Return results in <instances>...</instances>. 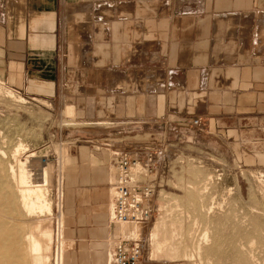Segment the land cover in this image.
Masks as SVG:
<instances>
[{
	"label": "crops",
	"instance_id": "crops-1",
	"mask_svg": "<svg viewBox=\"0 0 264 264\" xmlns=\"http://www.w3.org/2000/svg\"><path fill=\"white\" fill-rule=\"evenodd\" d=\"M0 78L94 129L97 146L76 139L70 157L65 196L83 243L64 262L108 264L114 174L98 140L143 155L186 137L195 117L223 132L264 125V0H0ZM200 128L191 137L210 134ZM131 129L151 138L133 142Z\"/></svg>",
	"mask_w": 264,
	"mask_h": 264
},
{
	"label": "rangeland",
	"instance_id": "rangeland-1",
	"mask_svg": "<svg viewBox=\"0 0 264 264\" xmlns=\"http://www.w3.org/2000/svg\"><path fill=\"white\" fill-rule=\"evenodd\" d=\"M0 83V149L6 154V162L11 164L14 163L12 162L14 159L24 161L28 154H34V158L27 159L26 166L31 170L30 173L34 174L31 178L36 183L41 181L40 169L45 166L48 181L46 189L52 210L51 215L40 218L25 217L21 216L22 214L21 217L16 216L15 223L19 226L17 228L21 233L29 230L32 232L35 230V224L42 222L44 225V222L48 221L53 236L49 264H56L58 220L59 215L62 214L64 219L66 218L65 222H68L67 238L72 241V246L68 248V259L72 255L70 253L72 247L74 258L77 259L78 244L83 242L76 240V234L71 228L75 226L73 220L75 214L71 207L67 208L66 175L71 166L70 157L73 149L76 144H81V141L76 139L88 138L90 139L88 141H92L89 144L97 146V142L93 141L97 139L93 134L94 129L84 124L63 126V121L78 122L74 113L72 118L64 117L61 114L62 108L57 110L48 101L30 98L11 88L1 78ZM8 90L14 97L6 95ZM203 104L204 100L196 101L195 105L199 112L204 111ZM63 117L67 119L63 120ZM206 124L207 126L202 125L200 129H205L210 134L201 133L191 137V133L195 134L196 129L188 127L185 130L186 137L181 138L180 141L168 135L165 141L156 137L157 139L150 141L153 143L148 145L149 149L146 151L154 154L155 161V169L149 176L155 184L151 200L154 211L151 218L141 224L143 233L138 237L142 248L140 264H264V125L253 122L234 125L238 132L235 133V131H217L210 123ZM142 133L144 132L131 129L126 135L134 136L133 142H142V139L151 138ZM84 135L90 136L82 137ZM98 142L115 144L108 140H98ZM20 143L25 149L18 152L15 158L11 157L15 147ZM234 144L237 145L238 150L234 149ZM102 147L109 149L103 152L107 153L106 156L108 155L110 160L114 148L104 145ZM61 153L69 157L67 168L62 167ZM130 154L136 155L139 159L143 157L139 154ZM109 169L113 175L114 168L109 166ZM108 187L107 190H110V184ZM161 203L171 212L173 211L170 214L173 221H183L181 224L185 233H182L181 238L175 236L182 240V244L178 245L181 255L185 249L188 251L189 248L197 245L204 230L207 232V243L199 245L200 259L192 261L179 257L157 262L148 260V234L157 218V207ZM210 206L211 212L207 213L206 209ZM104 215L106 219L102 227L109 234L111 233L105 240V246L109 248L107 254L110 255L113 243L116 241L113 236L114 225L109 223L108 213ZM19 218L24 219L21 221L27 228L19 223L21 222ZM42 223L39 227L43 228ZM89 240L91 241L92 238L90 237ZM185 244L187 248L184 247Z\"/></svg>",
	"mask_w": 264,
	"mask_h": 264
},
{
	"label": "bare ground",
	"instance_id": "bare-ground-1",
	"mask_svg": "<svg viewBox=\"0 0 264 264\" xmlns=\"http://www.w3.org/2000/svg\"><path fill=\"white\" fill-rule=\"evenodd\" d=\"M6 95L9 97H14L12 92L10 93L9 90L6 92ZM72 110L73 109L70 106L64 105L61 109V114L64 117H71L73 115ZM64 117L62 119L66 120L67 118L65 119ZM63 123V126H77L82 124L79 122L67 121H63ZM23 149H25L24 146L21 145V143L18 144L13 151L14 154H11V157L15 158L18 152L23 151ZM32 157L34 158V154H28L24 161L14 159L12 161L14 163L11 164L6 162V154L0 149V264H49L50 261V251L53 236L52 231L50 230L47 223L48 221H45L46 223L44 222V225L41 222L43 228L39 227V225H41L40 222H38L40 223L38 225L34 223L35 226L34 224L32 226H34V231L36 233L32 230V228L31 230L35 234L30 230L29 232L21 233V231H19L17 228L19 226H17L15 223L17 222L16 216H20L21 214V216L25 217L37 216L40 218L41 216L45 215L49 216L52 213L51 202L46 189L48 184L46 168L45 166H43L41 169L39 168L41 179L40 182L36 183L35 181H32L31 176L34 174H31V170H29L26 166L28 161L27 159ZM60 157L63 160L62 167L67 168L69 165V157L63 153H61ZM92 164L93 162L91 165ZM138 170L139 167L136 166L133 168L132 173L135 174L138 172ZM112 196L113 191L110 186V190H107V200L104 206L108 216L111 214ZM206 210L207 213H210L211 206ZM156 211L158 213L157 218L155 219L148 234V260L157 262L160 260H173L175 258L178 259L179 257L192 261L200 259L201 248L199 245L207 243V232L204 230V233L202 232L200 235V241H197L199 244L196 243L197 245H195L192 242L195 247L193 246L189 248L188 251L185 249L188 247V243L185 244L186 246L183 245L185 247V251L182 250L183 253L181 255L179 253L180 246L178 245L182 244V240H180V238L183 235L182 233H185L183 232L184 226L181 224L183 221H173V218H171L172 216L170 215L173 211L171 212V210H169L167 206L162 205V203L158 205ZM22 219L23 218H19V221ZM65 219L62 214L59 215V232H57V250L55 256L56 264H63L65 261L64 259L66 257V259H68V248L72 246V241L67 238L68 233L66 225H68V222L66 221V223ZM19 223L22 224V221ZM24 226L26 227V225H23V227ZM29 228L30 227H28V229ZM142 233L143 229L141 225H114L113 230V236L115 239H117L119 236L141 237ZM175 236H180V238ZM198 263H200L199 260Z\"/></svg>",
	"mask_w": 264,
	"mask_h": 264
},
{
	"label": "built area",
	"instance_id": "built-area-1",
	"mask_svg": "<svg viewBox=\"0 0 264 264\" xmlns=\"http://www.w3.org/2000/svg\"><path fill=\"white\" fill-rule=\"evenodd\" d=\"M195 128L202 127L199 117L190 120ZM164 139V138H163ZM164 141V140H163ZM108 146V144H104ZM154 154L145 151L140 159L126 150L113 149L110 154L114 178L110 183L113 191L109 223L112 225H141L152 216L151 200L155 184L150 180L155 169ZM139 167L137 173L132 170ZM141 241L138 237L119 236L113 243L108 264H140Z\"/></svg>",
	"mask_w": 264,
	"mask_h": 264
}]
</instances>
